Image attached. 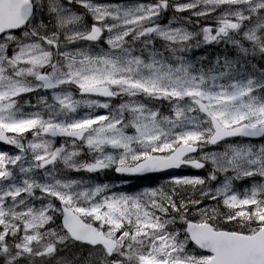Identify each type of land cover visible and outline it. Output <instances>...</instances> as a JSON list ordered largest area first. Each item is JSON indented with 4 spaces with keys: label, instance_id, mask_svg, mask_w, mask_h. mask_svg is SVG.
I'll return each mask as SVG.
<instances>
[{
    "label": "snow or ice",
    "instance_id": "obj_1",
    "mask_svg": "<svg viewBox=\"0 0 264 264\" xmlns=\"http://www.w3.org/2000/svg\"><path fill=\"white\" fill-rule=\"evenodd\" d=\"M168 11L173 20L161 23ZM217 11L215 28L183 26ZM198 36L231 44L237 58L189 59ZM257 55L264 60V0H0V141L18 150L0 151V264H48L69 241L88 254L57 264H264V182L234 187L264 178V144L244 142L264 139V70L246 75L241 63ZM27 94L37 95L35 111L23 109ZM82 107L108 111L78 115ZM85 149L91 161L79 159ZM182 165L207 175L135 194L65 175ZM178 221L183 232L170 228Z\"/></svg>",
    "mask_w": 264,
    "mask_h": 264
},
{
    "label": "rangeland",
    "instance_id": "obj_2",
    "mask_svg": "<svg viewBox=\"0 0 264 264\" xmlns=\"http://www.w3.org/2000/svg\"><path fill=\"white\" fill-rule=\"evenodd\" d=\"M124 2H112V1H107V2H100L99 1V3H120V4H132V3H138V2H136V1H131V0H129V1H125V0H123ZM79 10H81L82 11V9H80L79 8ZM169 13H170V16H168V17H166L165 16V13H164V19H166V20H168V21H170V20H173V15H174V13L172 12V11H168ZM211 14H214V13H211ZM210 14V15H211ZM220 13H217V15H216V17L219 15ZM183 15H185V16H183ZM90 15H88V16H85V21L87 22V23H90V21H91V17H89ZM189 16V13L188 12H185V13H180V14H178L177 15V18H180V17H184V18H187ZM45 19H46V17H45ZM92 22V21H91ZM187 22V21H186ZM185 22V23H186ZM183 26L184 27H186L184 24H183ZM188 30H189V28L188 27H186ZM190 31V30H189ZM21 35H23V32L21 33ZM245 43L247 44V42L245 41ZM230 45V47H231V50H232V52L234 53V59L235 58H237V50L231 45V44H229ZM201 48H205V46H202ZM255 69H256V66H253V67H246V66H243V68H242V71L244 72V74H255L257 77L259 76V74H257V71H255ZM262 70H264V68H262L261 70H260V72L262 71ZM77 98L79 99L80 97H79V94H77ZM20 100H21V103H22V105H23V109H24V111H26V112H30V111H35L36 109H34L33 107H31V105H35L36 104V100H31L30 98H24V99H22V98H19ZM93 99V98H92ZM117 103H119V101H117ZM165 106L166 107H163L162 109V111L163 112H165V111H168V106H167V104H165ZM86 109H88V108H86ZM97 109V108H96ZM87 113H92V111H88ZM79 115V114H78ZM128 132H129V134H132L133 132H134V129H128ZM28 139H31V138H28ZM229 142H232V141H229ZM245 143H250V144H253V145H256V146H259V145H261V144H264V139H262L260 142H258V143H254V142H247V141H244ZM207 150H211V151H222L223 150V145H221V146H218V147H216V148H213V149H207ZM188 172H190V171H184L183 172V174L182 175H180V176H178V177H183V176H195L193 173L192 174H187ZM192 172V171H191ZM85 176H87L86 177V179H76V180H80V181H83L84 182V184H85V186H94V185H96V184H108L106 181H103V180H101V179H96V173H88V172H86L85 173ZM196 176H199V175H196ZM174 177H169V178H164V179H155V180H153V182H152V185H145V186H143L142 187V189H139V191L138 192H142L143 190H145V189H147V188H158V187H161V186H168L169 185V183H170V181L173 179ZM104 182V183H103ZM237 182V181H236ZM236 182H235V184H234V187H235V189H236V191H238V192H243V191H245L246 189H249V188H251L252 187V185L254 184V183H260V182H264V178H259V177H257L256 179H252V178H244V179H241V180H239L238 181V186L236 185ZM118 184H120V182H111L110 183V185H111V187H109V188H113L115 185H118ZM124 184H125V182H124ZM137 193V192H136ZM206 204L207 203H209L208 205H212V204H214V202L213 201H206L205 202ZM56 204L59 206V202L58 201H56ZM221 210L222 211H226V209H223V207L221 206ZM57 214H59V213H57ZM56 214V215H57ZM60 215V214H59ZM189 218H193L192 220L193 221H198L199 220V215L197 214V213H195V211L193 210L190 214H189ZM180 223H182V222H177V224H179L180 225ZM179 225H177V227L179 226ZM171 227H175L174 225H170ZM225 227H232L233 225H230V224H225L224 225ZM182 232V231H181ZM188 250L190 251V252H194V253H196V254H205V253H202V252H200L199 250H197L193 245H191L190 243H189V245H188ZM58 253V252H57ZM73 257H70V258H68L69 260H71ZM48 259V264L50 263V262H54V261H52V259H53V257H51V258H47Z\"/></svg>",
    "mask_w": 264,
    "mask_h": 264
},
{
    "label": "trees",
    "instance_id": "obj_3",
    "mask_svg": "<svg viewBox=\"0 0 264 264\" xmlns=\"http://www.w3.org/2000/svg\"><path fill=\"white\" fill-rule=\"evenodd\" d=\"M197 40H200V38H198ZM192 43H195V41H193ZM202 46H205V48H201ZM186 55L189 59L202 60L206 67L215 65L217 57H220L221 60H223L225 56H227L229 59H234V53L230 50V47L228 45L224 43L216 44L214 42L201 44L200 47H193L191 51ZM263 62L264 60H262L258 55L255 58L249 56L248 58H246V61L244 59L241 60L242 64L245 63L246 65H249L251 67L256 66L255 71L257 72L264 68ZM188 195H190V192L188 193ZM50 264H53V262Z\"/></svg>",
    "mask_w": 264,
    "mask_h": 264
},
{
    "label": "water",
    "instance_id": "obj_4",
    "mask_svg": "<svg viewBox=\"0 0 264 264\" xmlns=\"http://www.w3.org/2000/svg\"><path fill=\"white\" fill-rule=\"evenodd\" d=\"M250 139H258V138H250ZM178 168H172V169H166L163 171H159V172H151V173H144V174H124L127 176H140V175H147V174H161V173H167V172H177ZM206 252V250H203Z\"/></svg>",
    "mask_w": 264,
    "mask_h": 264
},
{
    "label": "flooded vegetation",
    "instance_id": "obj_5",
    "mask_svg": "<svg viewBox=\"0 0 264 264\" xmlns=\"http://www.w3.org/2000/svg\"><path fill=\"white\" fill-rule=\"evenodd\" d=\"M64 143H65V141H61V143L56 142L55 144H56L57 146H59V145L64 144ZM7 148H8V149H6V152H9L10 154H13V152H14L13 147L9 146V147H7ZM0 150H1V147H0Z\"/></svg>",
    "mask_w": 264,
    "mask_h": 264
}]
</instances>
